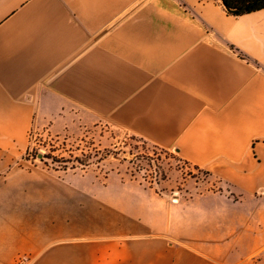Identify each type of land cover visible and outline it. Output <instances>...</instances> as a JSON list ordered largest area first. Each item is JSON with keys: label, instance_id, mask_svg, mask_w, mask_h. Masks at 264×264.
<instances>
[{"label": "crops", "instance_id": "1", "mask_svg": "<svg viewBox=\"0 0 264 264\" xmlns=\"http://www.w3.org/2000/svg\"><path fill=\"white\" fill-rule=\"evenodd\" d=\"M106 125L206 178L154 187L104 161L77 174L25 159L32 130ZM258 206L264 9L0 0V264H242L264 246Z\"/></svg>", "mask_w": 264, "mask_h": 264}, {"label": "rangeland", "instance_id": "2", "mask_svg": "<svg viewBox=\"0 0 264 264\" xmlns=\"http://www.w3.org/2000/svg\"><path fill=\"white\" fill-rule=\"evenodd\" d=\"M43 134L32 130L29 138L34 149L31 155L38 157L35 164L44 170L80 174L93 165L101 166L104 161V171L118 169L125 178L147 186L170 182L181 187L176 183L183 182V179L206 178V174L180 163L173 153L112 126L106 125L91 134L76 129L74 133L60 138ZM40 155L44 158L40 159ZM262 195L259 193V196ZM263 214L264 206H258L257 232L259 227L264 228ZM241 263L264 264V246L247 254Z\"/></svg>", "mask_w": 264, "mask_h": 264}, {"label": "trees", "instance_id": "3", "mask_svg": "<svg viewBox=\"0 0 264 264\" xmlns=\"http://www.w3.org/2000/svg\"><path fill=\"white\" fill-rule=\"evenodd\" d=\"M252 1H254V0H221L223 6L225 8L227 7V8H230V9L241 8L242 6L248 4V3L252 2ZM261 9H264V0L261 1L257 6H255L254 8L250 9L247 12H243V13H239V14H233V15H241V14L251 13V12H254V11L261 10Z\"/></svg>", "mask_w": 264, "mask_h": 264}, {"label": "water", "instance_id": "4", "mask_svg": "<svg viewBox=\"0 0 264 264\" xmlns=\"http://www.w3.org/2000/svg\"><path fill=\"white\" fill-rule=\"evenodd\" d=\"M221 1V0H220ZM261 1L263 0H254L244 6H242L241 8H237V9H230L226 7V10L232 14H239V13H243V12H247L250 9L254 8L255 6H257ZM40 159H43L44 157L42 155L39 156Z\"/></svg>", "mask_w": 264, "mask_h": 264}, {"label": "built area", "instance_id": "5", "mask_svg": "<svg viewBox=\"0 0 264 264\" xmlns=\"http://www.w3.org/2000/svg\"><path fill=\"white\" fill-rule=\"evenodd\" d=\"M31 138V135L29 136ZM31 140V139H30ZM33 148H31V150H29L26 155H25V159L26 161L32 166L36 163V161L38 160V157L35 158L33 155H31V153L33 152ZM22 264V262H19Z\"/></svg>", "mask_w": 264, "mask_h": 264}]
</instances>
